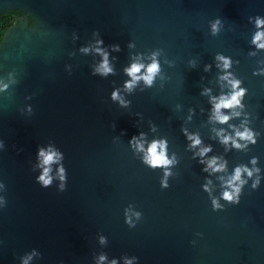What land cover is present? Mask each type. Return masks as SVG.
Instances as JSON below:
<instances>
[{
	"label": "water",
	"instance_id": "1",
	"mask_svg": "<svg viewBox=\"0 0 264 264\" xmlns=\"http://www.w3.org/2000/svg\"><path fill=\"white\" fill-rule=\"evenodd\" d=\"M5 10L32 24L16 16L0 42V264H264V48L252 42L264 0H0ZM97 47L111 73L94 71ZM153 59L152 84L126 89L125 68ZM240 89L220 123L213 105ZM245 129L255 142L235 135ZM153 140L166 141L167 176L144 161ZM41 148L60 154L47 187ZM212 157L222 170L205 171ZM238 166L253 172L230 202Z\"/></svg>",
	"mask_w": 264,
	"mask_h": 264
},
{
	"label": "clouds",
	"instance_id": "2",
	"mask_svg": "<svg viewBox=\"0 0 264 264\" xmlns=\"http://www.w3.org/2000/svg\"><path fill=\"white\" fill-rule=\"evenodd\" d=\"M256 25L259 28L261 25H264V20L260 19L259 17L256 18ZM213 30L215 31V24L213 25ZM3 35V31L0 30V37H2ZM264 31H257L256 34L253 36V43L257 45V47L259 48H264ZM103 43V41L98 40L96 41L97 45H101ZM114 50H118V45H112ZM84 52L88 51V48H83L81 49ZM94 51L99 54L101 56V60L99 62V64L95 67L94 71L101 74V75H106L108 73L112 72V68L109 65L107 56L108 53L101 47H97L94 49ZM155 55V54H153ZM218 59L223 60V67L227 68L229 66V61L227 58L224 57H219ZM144 69V72L141 73V69ZM159 71V63L153 59L149 64L144 65L141 63H136L133 62L131 63L127 68H125V72L127 73V75L131 78L130 80L125 81L124 83V87L128 90H131L133 85L135 84V82L138 79H143L146 85H151L154 76L158 73ZM140 74V75H138ZM226 78V77H224ZM232 87L233 89H236L238 87L239 81H231ZM244 90L240 89L239 91H233V93L230 96H221L219 98V100L213 105V111H214V118L219 121L220 123H225L228 121L229 116L228 115H224L221 114L220 109L221 108H226V109H230L233 108L236 105L240 104V97L243 95ZM112 98L114 100H120V102L122 104L126 103L125 101L121 100L118 92L116 90H113L112 92ZM238 114V113H237ZM141 136H143V133H140ZM235 135L237 137H239L240 139L243 140H252V142H255L253 140V134L251 131H249L248 129H245L243 132L240 131H236ZM136 137L133 136L132 140H135ZM189 139H191L192 142V146L195 145H199L200 144V140L199 138L195 137V136H190ZM132 140L129 141V143L132 142ZM231 140L232 145L234 147H241V145L235 140L232 139V137L230 136H223L222 137V143L227 144L228 141ZM136 147L138 149H142V145L137 143ZM210 150V148L205 147L202 148L200 150V155L203 156L205 152H208ZM145 151V156H144V161L153 168L156 167H164L165 168V176L168 175L167 172V168L166 166H168L172 161L169 160V158L166 155V141L164 140H160V141H156L153 140L147 147ZM38 156L41 158V162L43 165H45V167L42 169L41 175L39 177H37L38 181L42 184V186L47 187L50 185L51 183V177L49 176V171L50 168L48 167L51 163L55 162L56 160H58L60 154L57 153L54 150L49 149L48 151H45L44 149H39L38 150ZM217 158L216 157H212L211 159H209L207 161V167L205 168V171L208 170V168H211L213 171H220L224 168V163H217ZM255 162V160H253V163ZM255 170V169H254ZM58 171L62 174L63 173V168L60 167L58 168ZM245 172L247 173V175L249 177L252 176V172L253 170H249L247 167L244 166H238L234 169V173L232 174V176L225 182L231 189L232 191H228L225 190L222 193V198L228 201H233L234 198V194L239 193L240 191V187L237 184H234V182H239L240 184H243L244 181L241 180V173ZM258 171V170H255ZM61 179H63V175H61L60 177ZM161 185L162 187H167V184L164 180L161 181ZM255 186V185H254ZM61 187H63V185H61ZM204 189L207 191V185H203ZM213 207H218L217 201L215 198H213ZM138 215V214H137ZM126 222H129L127 217H126ZM101 242H103V237H101ZM30 258V257H28ZM105 257L101 256L100 260H104ZM23 264H27V258L24 259ZM111 264H116V261L113 260L111 261ZM125 264H131V260H129L128 258H125Z\"/></svg>",
	"mask_w": 264,
	"mask_h": 264
},
{
	"label": "trees",
	"instance_id": "3",
	"mask_svg": "<svg viewBox=\"0 0 264 264\" xmlns=\"http://www.w3.org/2000/svg\"><path fill=\"white\" fill-rule=\"evenodd\" d=\"M22 14L21 11H12V10H5L4 12H2L0 14V30L4 32L6 31V29L12 25L14 19L16 16H20ZM28 24L31 25L32 24V20L30 17H28ZM3 37V35H2ZM2 37H0V42L2 40Z\"/></svg>",
	"mask_w": 264,
	"mask_h": 264
},
{
	"label": "flooded vegetation",
	"instance_id": "4",
	"mask_svg": "<svg viewBox=\"0 0 264 264\" xmlns=\"http://www.w3.org/2000/svg\"><path fill=\"white\" fill-rule=\"evenodd\" d=\"M20 16L28 18V16L23 13Z\"/></svg>",
	"mask_w": 264,
	"mask_h": 264
}]
</instances>
